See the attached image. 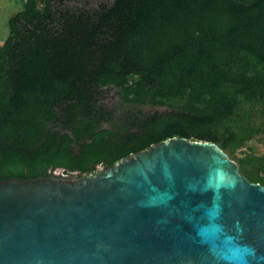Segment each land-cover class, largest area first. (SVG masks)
<instances>
[{
    "label": "trees",
    "instance_id": "16d2710c",
    "mask_svg": "<svg viewBox=\"0 0 264 264\" xmlns=\"http://www.w3.org/2000/svg\"><path fill=\"white\" fill-rule=\"evenodd\" d=\"M7 29L0 180L91 174L183 137L264 186V0H24Z\"/></svg>",
    "mask_w": 264,
    "mask_h": 264
},
{
    "label": "water",
    "instance_id": "95a60500",
    "mask_svg": "<svg viewBox=\"0 0 264 264\" xmlns=\"http://www.w3.org/2000/svg\"><path fill=\"white\" fill-rule=\"evenodd\" d=\"M0 264H264V186L183 137L91 174L1 179Z\"/></svg>",
    "mask_w": 264,
    "mask_h": 264
},
{
    "label": "rangeland",
    "instance_id": "374dc122",
    "mask_svg": "<svg viewBox=\"0 0 264 264\" xmlns=\"http://www.w3.org/2000/svg\"><path fill=\"white\" fill-rule=\"evenodd\" d=\"M90 7H95L101 0H87ZM22 0H0V46H2L5 41L8 29L7 21L8 19L15 15L21 10ZM143 112H151L152 110L144 107L141 109ZM255 150L259 153H264V142L256 138L254 140ZM57 176L63 175L61 170H56L53 172Z\"/></svg>",
    "mask_w": 264,
    "mask_h": 264
},
{
    "label": "crops",
    "instance_id": "0c3cea01",
    "mask_svg": "<svg viewBox=\"0 0 264 264\" xmlns=\"http://www.w3.org/2000/svg\"><path fill=\"white\" fill-rule=\"evenodd\" d=\"M24 0H22V3H23Z\"/></svg>",
    "mask_w": 264,
    "mask_h": 264
}]
</instances>
